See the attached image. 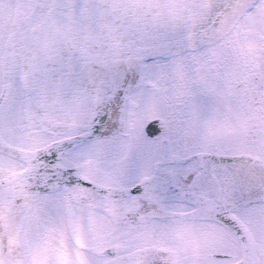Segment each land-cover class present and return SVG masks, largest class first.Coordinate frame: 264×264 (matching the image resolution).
<instances>
[{
	"label": "snow or ice",
	"instance_id": "1",
	"mask_svg": "<svg viewBox=\"0 0 264 264\" xmlns=\"http://www.w3.org/2000/svg\"><path fill=\"white\" fill-rule=\"evenodd\" d=\"M0 264H264V0H0Z\"/></svg>",
	"mask_w": 264,
	"mask_h": 264
}]
</instances>
